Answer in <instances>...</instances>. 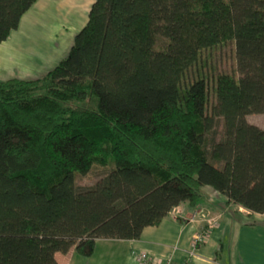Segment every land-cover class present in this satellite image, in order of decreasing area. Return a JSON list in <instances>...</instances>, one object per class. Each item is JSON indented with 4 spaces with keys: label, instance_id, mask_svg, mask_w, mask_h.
Segmentation results:
<instances>
[{
    "label": "trees",
    "instance_id": "1",
    "mask_svg": "<svg viewBox=\"0 0 264 264\" xmlns=\"http://www.w3.org/2000/svg\"><path fill=\"white\" fill-rule=\"evenodd\" d=\"M35 1L0 0V42ZM228 40L237 78L208 68ZM254 113L264 0H94L49 71L0 80V264L137 239L206 185L263 213L264 129L243 122ZM94 168V183L76 184Z\"/></svg>",
    "mask_w": 264,
    "mask_h": 264
},
{
    "label": "crops",
    "instance_id": "2",
    "mask_svg": "<svg viewBox=\"0 0 264 264\" xmlns=\"http://www.w3.org/2000/svg\"><path fill=\"white\" fill-rule=\"evenodd\" d=\"M94 0H36L18 27L0 42V80L37 78L68 52ZM195 206L182 202L137 239L98 238L90 256L73 248L54 254L58 264H264V212L229 203L210 186ZM204 241L195 245L198 234Z\"/></svg>",
    "mask_w": 264,
    "mask_h": 264
},
{
    "label": "rangeland",
    "instance_id": "3",
    "mask_svg": "<svg viewBox=\"0 0 264 264\" xmlns=\"http://www.w3.org/2000/svg\"><path fill=\"white\" fill-rule=\"evenodd\" d=\"M208 56H206V52H204L207 57L208 68L215 67L216 71H225L229 74L233 75L235 78L240 76V73L237 70L236 63V54H235V46L233 40H228L221 45L213 47L212 49L207 51ZM192 76V73L189 74ZM244 124H253L258 127L264 129V113H254L248 114L244 116L243 120ZM209 125H213V120L210 121ZM226 125L228 123L224 119H219L217 123V129H219L220 133H223ZM99 170L94 168L92 171L87 173L86 175H76L75 182L78 185L86 186L94 183V181L99 177Z\"/></svg>",
    "mask_w": 264,
    "mask_h": 264
},
{
    "label": "built area",
    "instance_id": "4",
    "mask_svg": "<svg viewBox=\"0 0 264 264\" xmlns=\"http://www.w3.org/2000/svg\"><path fill=\"white\" fill-rule=\"evenodd\" d=\"M204 239V234H198L194 240L195 245H197L198 243H200L202 240ZM136 260L140 263V264H151L149 259L147 257H145V255L141 254L136 256Z\"/></svg>",
    "mask_w": 264,
    "mask_h": 264
}]
</instances>
